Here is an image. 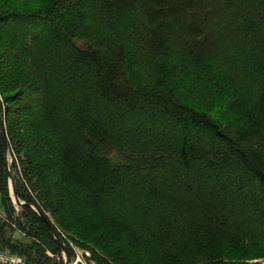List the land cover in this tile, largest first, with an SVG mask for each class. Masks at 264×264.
Masks as SVG:
<instances>
[{
    "label": "trees",
    "instance_id": "1",
    "mask_svg": "<svg viewBox=\"0 0 264 264\" xmlns=\"http://www.w3.org/2000/svg\"><path fill=\"white\" fill-rule=\"evenodd\" d=\"M0 87L51 239L30 204L88 213L109 261L221 262L212 234L264 231V0H0Z\"/></svg>",
    "mask_w": 264,
    "mask_h": 264
},
{
    "label": "rangeland",
    "instance_id": "2",
    "mask_svg": "<svg viewBox=\"0 0 264 264\" xmlns=\"http://www.w3.org/2000/svg\"><path fill=\"white\" fill-rule=\"evenodd\" d=\"M2 92L3 90L0 87V105L3 108V111H5L4 106H6L7 103L4 100V94ZM2 119H4V126L6 125V136H8L10 131L7 125L8 119H11V117L5 116V118ZM7 139L9 145L8 158L9 161L13 163L14 168L11 167V169L13 176L17 177L16 184H19L21 188L24 186L25 189L37 199V201L40 200L36 196L35 191L31 189L29 181L23 175L24 164L21 158L23 157V154L20 151L15 150L12 141H10L8 137ZM7 185L3 170L0 167V226H4L3 229L6 232L4 233L6 236L11 235L12 238L16 239L21 246L28 245L29 248L32 249L31 252L33 261L29 262L25 257L27 256L26 254L22 255L17 252L14 253L25 258L26 264H62L63 254L61 248L50 237L46 236L45 232L42 230V223L40 221L38 222L36 216H33L32 211L22 207L20 203H24V201L19 199L20 206L13 201V204H11L8 197H10L11 200L14 199V197L10 189L9 180ZM38 203L42 205L40 209H42L45 217L49 220L52 226L57 229L59 236L67 243L72 264L137 263L107 260L105 252H103V250L92 241V238L98 234V230L93 229L90 235L86 234L87 230L84 228L88 225V223H90V221H88V213H63L65 216L63 214H59L60 218H57L53 214V211L47 208V205H43L42 201ZM55 204L56 203H54V205ZM32 210H34L33 207ZM8 215H17V217L14 219ZM41 220L43 221L42 218ZM30 221H33V224H30ZM4 223L6 225H4ZM43 223L45 222L43 221ZM254 226L257 227L256 223H254ZM250 238H245L244 240L240 238L238 239L237 237H234V239L224 237L220 238L215 234H212L206 241L208 243L206 247L210 249L220 248L223 252L221 262H188V264H264V231L262 232L260 229H255L254 234ZM194 245L198 246L197 244Z\"/></svg>",
    "mask_w": 264,
    "mask_h": 264
},
{
    "label": "water",
    "instance_id": "3",
    "mask_svg": "<svg viewBox=\"0 0 264 264\" xmlns=\"http://www.w3.org/2000/svg\"><path fill=\"white\" fill-rule=\"evenodd\" d=\"M3 116L0 112V137H1V144L2 146V151H3V158H4V166L5 169L7 171V175H8V180L10 182V189L12 192V195L15 200V202L20 203L19 202V197L16 194V190H15V183H14V176L12 173V169L11 167H13V163L9 161L8 158V139L6 136V131H5V126H4V119H2ZM23 204V203H21ZM30 206H32L34 208V210L37 212V214L43 219V221L45 222V227L46 230L48 231L49 235L52 237V239L58 244V246L61 248L62 254H63V259H62V264H69L71 256H70V252L69 249L67 247V245L65 244V242L61 239V237L58 235V233L56 232V230L54 229V227L52 226V224L49 222V220L45 217L44 213L42 212V209H40L38 206H36L35 204H30Z\"/></svg>",
    "mask_w": 264,
    "mask_h": 264
},
{
    "label": "built area",
    "instance_id": "4",
    "mask_svg": "<svg viewBox=\"0 0 264 264\" xmlns=\"http://www.w3.org/2000/svg\"><path fill=\"white\" fill-rule=\"evenodd\" d=\"M25 262V258L21 257L19 254L9 251L5 248L0 249V264H26Z\"/></svg>",
    "mask_w": 264,
    "mask_h": 264
},
{
    "label": "bare ground",
    "instance_id": "5",
    "mask_svg": "<svg viewBox=\"0 0 264 264\" xmlns=\"http://www.w3.org/2000/svg\"><path fill=\"white\" fill-rule=\"evenodd\" d=\"M69 264H72V261H71V259H70V262H69Z\"/></svg>",
    "mask_w": 264,
    "mask_h": 264
}]
</instances>
